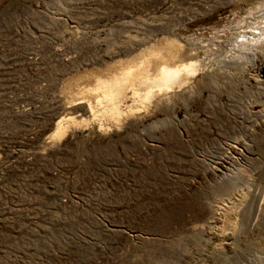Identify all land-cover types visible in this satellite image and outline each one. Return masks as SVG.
I'll use <instances>...</instances> for the list:
<instances>
[{
    "label": "rangeland",
    "instance_id": "1",
    "mask_svg": "<svg viewBox=\"0 0 264 264\" xmlns=\"http://www.w3.org/2000/svg\"><path fill=\"white\" fill-rule=\"evenodd\" d=\"M258 25L264 0H0V264H264ZM174 39L186 82L50 144L72 95Z\"/></svg>",
    "mask_w": 264,
    "mask_h": 264
},
{
    "label": "bare ground",
    "instance_id": "2",
    "mask_svg": "<svg viewBox=\"0 0 264 264\" xmlns=\"http://www.w3.org/2000/svg\"><path fill=\"white\" fill-rule=\"evenodd\" d=\"M255 28L261 30V36L264 35V29H261L260 26H256ZM253 32L250 33L248 37L241 36L243 40L242 42H236L237 48L245 49V46H248L245 44L258 45V43H260V36H256ZM182 48L183 47L175 39L169 41L165 47L159 48L155 45H150L134 55L133 58L126 61L125 64H120L118 71L108 72L109 74L105 76L97 75L92 87L83 89V91L81 89L80 92L70 97L69 102H67L68 100L66 101L68 105L62 106L64 111L60 112L55 118L54 123L51 124L49 136L51 139L50 144L55 141L61 142L68 136V133L72 131V129L78 130V128H81L84 125L83 123H87L88 120L100 123L103 121L102 118L107 117L112 121L116 120L119 122L124 115L126 117H133L135 115V106L128 104L130 99L134 102L151 103L156 96L165 95L171 92L173 87L179 86L182 82H186L189 76H193V74L198 71L199 64L195 61L187 63L181 61L178 63L179 61H177V58L181 54ZM236 60L237 58L235 57V61ZM241 68L242 67H240V69ZM179 89L182 90L180 87ZM123 96H125V99ZM84 115L86 116L83 117ZM104 125L102 123L99 124V132L102 131L105 133L107 129H109L105 128ZM130 125L138 126L139 122L134 121L131 122ZM234 189L235 188L232 187L228 189L227 192L225 188L223 189V193L231 194ZM230 194H227V200L224 199L223 202L214 206L213 212L214 215L225 214V219L227 221L232 217L234 211L233 205L236 204L232 201L233 196L230 197ZM218 232L225 234L224 230H218Z\"/></svg>",
    "mask_w": 264,
    "mask_h": 264
}]
</instances>
